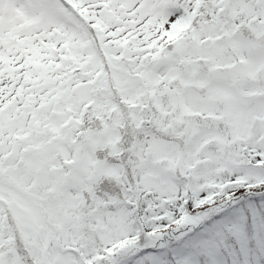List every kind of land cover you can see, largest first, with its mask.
I'll use <instances>...</instances> for the list:
<instances>
[{"label":"snow or ice","instance_id":"obj_1","mask_svg":"<svg viewBox=\"0 0 264 264\" xmlns=\"http://www.w3.org/2000/svg\"><path fill=\"white\" fill-rule=\"evenodd\" d=\"M0 264H264V0H0Z\"/></svg>","mask_w":264,"mask_h":264}]
</instances>
